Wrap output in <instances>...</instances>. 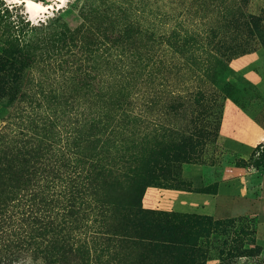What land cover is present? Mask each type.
<instances>
[{
  "label": "rangeland",
  "instance_id": "374dc122",
  "mask_svg": "<svg viewBox=\"0 0 264 264\" xmlns=\"http://www.w3.org/2000/svg\"><path fill=\"white\" fill-rule=\"evenodd\" d=\"M34 1L52 8L44 12L35 7L38 15L30 23L50 16V27L73 29L83 20L84 8L99 0H66L60 8L57 0ZM138 8L137 19L150 30L160 26L162 17L171 28L198 30L206 37L212 27L216 34L211 43L206 38L204 46H190L182 53L170 48L162 52L147 35L132 40L135 50L148 51V60L160 58L165 63L158 61L159 73L150 76L155 81L150 102L141 105L149 120L165 125H136L135 141L144 154L157 148L158 142L184 150L178 158L185 155L190 160L175 164V176L187 184L182 190L199 193L187 200L176 198L177 203H189L192 212L174 210L161 203L162 191L177 189L174 182L159 181L146 187L143 207L202 214L218 222L190 231L188 240L196 239L200 246L196 264H264V46L240 18L245 13L264 19V0H140ZM21 17H30L24 3L9 7L0 0V51ZM235 17L240 21H233ZM40 58L17 61L0 72V175L4 177L7 165H16L28 146L34 143L39 152L43 136L55 141L63 106L59 96L73 93V81L85 66L68 57L61 65L55 59L48 66ZM198 89L202 95H194ZM184 134L192 137L183 141ZM11 146L18 148L13 159L7 156ZM209 190L214 193L204 192ZM131 240L115 237L97 245V239L92 240L89 254L73 250L70 264H180L172 257L175 249L163 251L150 240L146 244ZM100 246L106 250L99 251ZM15 264L40 263L24 257Z\"/></svg>",
  "mask_w": 264,
  "mask_h": 264
},
{
  "label": "trees",
  "instance_id": "16d2710c",
  "mask_svg": "<svg viewBox=\"0 0 264 264\" xmlns=\"http://www.w3.org/2000/svg\"><path fill=\"white\" fill-rule=\"evenodd\" d=\"M138 2L90 3L73 29L50 27V16L35 24L21 17L12 25L0 51V72L37 56L48 66L55 59L61 65L66 57L85 66L73 81V93L59 96L63 106L55 141L43 136L39 152L31 141L22 159L7 165V176L0 175V264L19 263L24 257L40 264H70L73 250L87 256L90 241L97 239V245L115 237L137 244L150 240L163 251L175 249L172 257L180 264H196L200 246L196 239L188 240L190 231L204 223L218 224L207 215L143 207L146 187L159 181L187 189L174 168L190 159L178 158L184 150L170 142H158L144 154L135 141L136 125H165L149 120L141 106L149 104L155 82L150 76L159 73L158 61L164 62L157 58L146 64L148 51L135 50L132 40L147 35L162 52L170 48L182 53L204 46L206 38L211 43L216 34L212 27L206 37L198 30L171 28L162 17L156 30L145 28L137 19ZM158 14L165 17L167 12ZM240 18L264 46L263 17L241 13ZM47 86L45 82L42 88ZM202 94L200 89L194 93ZM145 130L144 137L149 135L147 125ZM191 137L184 134L183 141ZM16 153L18 148L11 146L7 156L13 159Z\"/></svg>",
  "mask_w": 264,
  "mask_h": 264
},
{
  "label": "crops",
  "instance_id": "0c3cea01",
  "mask_svg": "<svg viewBox=\"0 0 264 264\" xmlns=\"http://www.w3.org/2000/svg\"><path fill=\"white\" fill-rule=\"evenodd\" d=\"M162 192H163V196H164L162 199V202H161L162 204L167 205L171 209L178 210V211H186V212H192L189 209V206H190L189 203H187L185 201H183V203H177V202H175L176 198H178V199L182 198L184 200H187L189 198H192V196L199 194L196 192H192L189 190H182V189H165ZM201 194H204V193H201ZM165 197H167L166 200H165ZM154 203H155V201H152V203L150 205H154Z\"/></svg>",
  "mask_w": 264,
  "mask_h": 264
},
{
  "label": "bare ground",
  "instance_id": "6f19581e",
  "mask_svg": "<svg viewBox=\"0 0 264 264\" xmlns=\"http://www.w3.org/2000/svg\"><path fill=\"white\" fill-rule=\"evenodd\" d=\"M65 1L66 0H57V3L56 4L60 8V7H62L64 5V2ZM28 3L31 4V5H33V7H28V4H25L24 3L25 6H26V11L29 13V16L30 17L38 15L37 12H36V10H35V7H41V8H43V11L44 12L48 11L49 8H52V4H46V5H42V6L40 4V6H39L38 3L36 1H34V0H28Z\"/></svg>",
  "mask_w": 264,
  "mask_h": 264
},
{
  "label": "clouds",
  "instance_id": "9594fccd",
  "mask_svg": "<svg viewBox=\"0 0 264 264\" xmlns=\"http://www.w3.org/2000/svg\"><path fill=\"white\" fill-rule=\"evenodd\" d=\"M7 6L11 7L13 5H19L21 3L28 4V7H33V5L28 3V0H5ZM31 19V17H29Z\"/></svg>",
  "mask_w": 264,
  "mask_h": 264
}]
</instances>
